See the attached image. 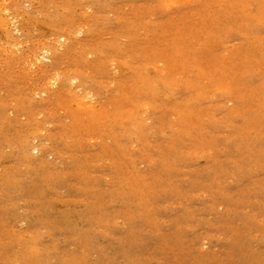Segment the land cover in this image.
Here are the masks:
<instances>
[{
    "label": "rangeland",
    "instance_id": "obj_1",
    "mask_svg": "<svg viewBox=\"0 0 264 264\" xmlns=\"http://www.w3.org/2000/svg\"><path fill=\"white\" fill-rule=\"evenodd\" d=\"M0 264H264V0H0Z\"/></svg>",
    "mask_w": 264,
    "mask_h": 264
}]
</instances>
